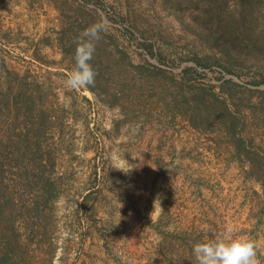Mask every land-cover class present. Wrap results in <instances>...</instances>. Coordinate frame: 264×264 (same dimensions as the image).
Wrapping results in <instances>:
<instances>
[{
  "label": "rangeland",
  "instance_id": "obj_1",
  "mask_svg": "<svg viewBox=\"0 0 264 264\" xmlns=\"http://www.w3.org/2000/svg\"><path fill=\"white\" fill-rule=\"evenodd\" d=\"M228 226L264 264V0H0V255L197 264Z\"/></svg>",
  "mask_w": 264,
  "mask_h": 264
},
{
  "label": "clouds",
  "instance_id": "obj_2",
  "mask_svg": "<svg viewBox=\"0 0 264 264\" xmlns=\"http://www.w3.org/2000/svg\"><path fill=\"white\" fill-rule=\"evenodd\" d=\"M99 38V31L95 27L84 30L77 37L74 66L64 81V87L76 90L94 86L97 73L91 61L95 53L96 42ZM131 169L132 167L127 170L121 169L118 166L116 167V170L125 173ZM153 207L154 211L151 213L150 218L157 211L164 212L159 199L154 201ZM233 231V227L228 226L225 237H213L208 242L194 244L192 252L197 264H261L257 258V248L259 245L249 239L232 237Z\"/></svg>",
  "mask_w": 264,
  "mask_h": 264
},
{
  "label": "trees",
  "instance_id": "obj_3",
  "mask_svg": "<svg viewBox=\"0 0 264 264\" xmlns=\"http://www.w3.org/2000/svg\"><path fill=\"white\" fill-rule=\"evenodd\" d=\"M39 221H38V218L37 219H35V221L33 222V223H30V222H28L27 223V225H28V228H31V226L33 227V230L35 231L36 230V228H34L35 226L37 227V226H39ZM24 246H27V249H28V247H30V245L29 244H25ZM20 248H19V244H18V242H16V240L13 242L11 239L9 240V242H8V251H6L5 253H4V255L2 256V255H0V264H22L21 262H17V256H16V252H17V250H19ZM22 253L23 252H21V255H22ZM23 255H25L24 253H23ZM22 261L25 263V264H27L28 262H27V260L26 259H22Z\"/></svg>",
  "mask_w": 264,
  "mask_h": 264
}]
</instances>
